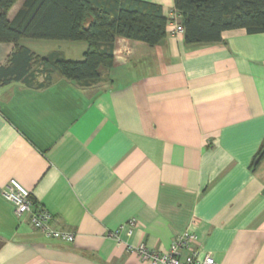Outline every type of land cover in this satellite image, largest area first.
<instances>
[{
    "label": "crops",
    "instance_id": "1",
    "mask_svg": "<svg viewBox=\"0 0 264 264\" xmlns=\"http://www.w3.org/2000/svg\"><path fill=\"white\" fill-rule=\"evenodd\" d=\"M146 1L177 15L174 0ZM174 20L154 46L117 37L112 66L90 85L43 71L36 58L20 79L2 77L0 264H153L129 246L164 252L187 228L217 264H264V32L225 30L219 43L187 47ZM19 43L39 58L81 60L87 49ZM15 51L0 42V67ZM11 178L72 242L17 216L1 194ZM133 217L131 236L109 235Z\"/></svg>",
    "mask_w": 264,
    "mask_h": 264
},
{
    "label": "trees",
    "instance_id": "2",
    "mask_svg": "<svg viewBox=\"0 0 264 264\" xmlns=\"http://www.w3.org/2000/svg\"><path fill=\"white\" fill-rule=\"evenodd\" d=\"M18 0H0V42H13L12 64L0 67V81L20 79L35 58L42 70H57L82 85L98 82L102 69L113 64L117 37L154 46L167 35L173 20L161 4L146 0H25L14 19L9 11ZM184 26L187 47L219 43L225 30L245 28L264 32V0H174ZM23 38L86 41L83 59L51 54L39 58L19 43ZM2 83V82H0ZM259 154H264V145Z\"/></svg>",
    "mask_w": 264,
    "mask_h": 264
},
{
    "label": "built area",
    "instance_id": "3",
    "mask_svg": "<svg viewBox=\"0 0 264 264\" xmlns=\"http://www.w3.org/2000/svg\"><path fill=\"white\" fill-rule=\"evenodd\" d=\"M175 16L173 18L175 20L178 19L179 15ZM175 31L179 33L184 32V26L180 21L175 22ZM1 194L14 205L17 216L28 215L31 226L34 229L40 230L45 236L67 242L74 240L75 236L73 232L58 229L52 225L53 214L47 208L37 204L31 192L17 179L11 178L1 188ZM137 223V219L133 217L110 231L109 235L120 242L122 240L121 233L125 230L131 236L135 231ZM196 240V232L191 228H187L173 240L169 249L164 252L149 248L145 242L130 245L129 250L135 252L145 260H150L153 264H217L211 252H206L201 256L202 250L193 248ZM184 250H187L188 253L182 256Z\"/></svg>",
    "mask_w": 264,
    "mask_h": 264
},
{
    "label": "rangeland",
    "instance_id": "4",
    "mask_svg": "<svg viewBox=\"0 0 264 264\" xmlns=\"http://www.w3.org/2000/svg\"><path fill=\"white\" fill-rule=\"evenodd\" d=\"M63 44H64V43H62V46H64ZM76 53H77V51H76ZM69 59H71V58H69Z\"/></svg>",
    "mask_w": 264,
    "mask_h": 264
}]
</instances>
